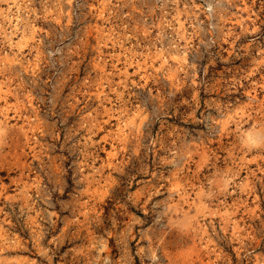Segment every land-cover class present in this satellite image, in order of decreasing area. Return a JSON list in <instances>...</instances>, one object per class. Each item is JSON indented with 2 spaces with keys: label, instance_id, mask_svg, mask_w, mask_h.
Returning <instances> with one entry per match:
<instances>
[{
  "label": "rangeland",
  "instance_id": "rangeland-1",
  "mask_svg": "<svg viewBox=\"0 0 264 264\" xmlns=\"http://www.w3.org/2000/svg\"><path fill=\"white\" fill-rule=\"evenodd\" d=\"M0 264H264V0H0Z\"/></svg>",
  "mask_w": 264,
  "mask_h": 264
}]
</instances>
